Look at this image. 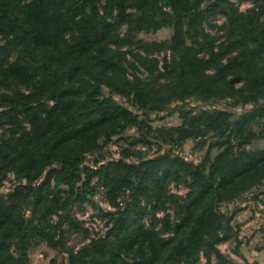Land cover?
<instances>
[{
  "label": "trees",
  "instance_id": "obj_1",
  "mask_svg": "<svg viewBox=\"0 0 264 264\" xmlns=\"http://www.w3.org/2000/svg\"><path fill=\"white\" fill-rule=\"evenodd\" d=\"M164 1L0 0V186L10 175L18 182L0 193V264H31L42 244L65 264L223 260L218 245L235 234V213L221 207L250 196L264 202V149L254 146L264 140V0H240L253 4L245 13L231 0ZM218 15L226 42L216 51L204 24ZM166 27L174 29L168 41L138 40ZM135 45L178 55L167 84L130 78L123 49ZM190 99L233 100L245 112L182 111L179 126L153 127V115ZM115 137L119 159L85 164ZM188 142L204 152L198 165L176 154ZM172 183L189 192L170 195ZM100 189L114 209L101 210L108 231L71 247L82 227L70 211ZM167 204L173 220L150 215Z\"/></svg>",
  "mask_w": 264,
  "mask_h": 264
},
{
  "label": "rangeland",
  "instance_id": "obj_2",
  "mask_svg": "<svg viewBox=\"0 0 264 264\" xmlns=\"http://www.w3.org/2000/svg\"><path fill=\"white\" fill-rule=\"evenodd\" d=\"M235 7L241 13H245L247 10L253 7L251 2H244L240 0H231ZM161 5H166L165 1L161 2ZM164 10L166 12H171V9L164 6ZM226 24L225 18L218 15L212 18H209L205 24L204 29L206 34L212 36L216 39L215 47L216 51H218L219 47L226 42L225 32L223 30ZM126 27H123L121 30L125 31ZM174 29L172 27H166L161 30L152 32H140L138 34V40H141L145 43H161L171 39L173 36ZM0 45L2 42L0 40ZM123 51L127 53V60L129 61V74L130 78L139 77L144 81H147L153 85H165L169 82L168 78L165 76L167 65H171L177 61V54L175 55L169 49H157L153 47H125ZM140 54L143 59L151 62V65H143L137 61L134 56ZM236 54H234V57ZM155 62V66L153 65ZM227 60H224L225 64ZM134 64V66H131ZM155 67V71L153 70ZM1 93V92H0ZM133 112L136 113L135 109H132ZM207 110H228L234 114L241 115L245 112V107L243 105H236L235 101L227 100L222 102H214V103H204L196 99H190L186 102H173L171 103L163 112L157 113L151 117V122L154 128H171L177 127L181 124V112L182 111H192L197 113L199 111H207ZM129 135H134V132L129 131ZM1 134V132H0ZM124 146L123 141L120 140V137H115L112 143L101 153L88 155L85 161V164L93 165L95 160H99L102 162L111 161L119 159L120 147ZM256 148L264 149V140H257L254 143ZM137 149L143 151H150V154L156 150L151 149L148 150L146 147L138 146ZM179 156L183 157L186 161L192 162L198 165L203 157L204 152L199 151L195 148L193 142H188L181 150L176 152ZM17 180L13 175H10L8 179L0 186V193L5 196H8L14 187L17 185ZM95 184L98 183L97 179H95ZM168 191L170 195H175L181 198H184L185 195L189 192V189L181 184L176 185L172 183L168 187ZM105 191L103 189L99 190L97 196H95L92 201L86 202L81 205H76L70 211V215L72 218L78 220L81 224L82 231L78 233H74L70 236L69 245L71 247H81L85 243H87L84 238H97L103 237L106 235L108 231V220L105 219L101 213V210L112 211L114 210L107 202ZM260 193H264V187L260 190ZM128 199V194L119 198L118 203L123 206V204ZM251 201L255 205L256 213L264 215V210H260L258 208L257 202L253 200L251 196ZM264 200V196L261 198ZM245 198L235 202L234 204L223 205L221 207V212L235 213L232 221V226L234 227V235H232L228 240L221 242L218 245V250L221 255L224 257L223 260H218L215 255H211L210 258L202 255L199 264H207L210 262L211 264H247L245 261ZM264 203V202H261ZM146 201H144L143 206H146ZM150 215H154L156 220L162 221L166 218H170L173 220L175 218V209L172 205L167 204L165 210H161L157 213H153L150 211ZM249 215V214H247ZM257 219V218H256ZM263 221H257L256 227L261 228L260 231L264 234V218L260 217ZM155 220L152 217H148L145 220V225L150 227L152 221ZM53 221L57 222L58 217L56 215L53 216ZM161 228V225L157 227V230ZM254 232L258 230L252 229ZM85 234L87 236H85ZM163 238H167V235H161ZM263 241V238L260 239ZM31 264H65L63 258L58 256L53 250L48 248L45 244L40 245L36 248L32 253H30ZM257 263V262H254Z\"/></svg>",
  "mask_w": 264,
  "mask_h": 264
},
{
  "label": "crops",
  "instance_id": "obj_3",
  "mask_svg": "<svg viewBox=\"0 0 264 264\" xmlns=\"http://www.w3.org/2000/svg\"><path fill=\"white\" fill-rule=\"evenodd\" d=\"M251 200V196L245 200V261L264 264V242L260 241L262 238L264 240V234L263 230L260 231L261 228L256 227L257 221H263L259 218H264V215L256 213ZM252 229L258 231L254 232Z\"/></svg>",
  "mask_w": 264,
  "mask_h": 264
},
{
  "label": "built area",
  "instance_id": "obj_4",
  "mask_svg": "<svg viewBox=\"0 0 264 264\" xmlns=\"http://www.w3.org/2000/svg\"><path fill=\"white\" fill-rule=\"evenodd\" d=\"M258 208H260V210H264V203L258 202L257 203Z\"/></svg>",
  "mask_w": 264,
  "mask_h": 264
}]
</instances>
